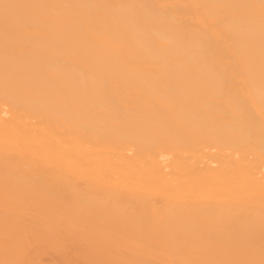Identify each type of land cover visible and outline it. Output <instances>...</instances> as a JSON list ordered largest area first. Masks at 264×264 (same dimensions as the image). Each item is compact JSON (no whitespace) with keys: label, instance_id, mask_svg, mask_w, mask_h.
<instances>
[{"label":"bare ground","instance_id":"6f19581e","mask_svg":"<svg viewBox=\"0 0 264 264\" xmlns=\"http://www.w3.org/2000/svg\"><path fill=\"white\" fill-rule=\"evenodd\" d=\"M0 264H264V0H0Z\"/></svg>","mask_w":264,"mask_h":264}]
</instances>
